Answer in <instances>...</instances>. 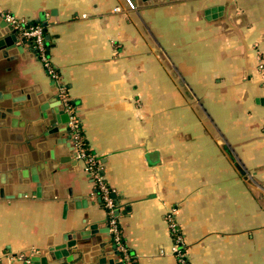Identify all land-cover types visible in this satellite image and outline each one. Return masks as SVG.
<instances>
[{
    "label": "crops",
    "instance_id": "1",
    "mask_svg": "<svg viewBox=\"0 0 264 264\" xmlns=\"http://www.w3.org/2000/svg\"><path fill=\"white\" fill-rule=\"evenodd\" d=\"M1 13L42 28L57 78L18 32L0 52V264H122L67 123L46 131L59 92L133 264H177L171 211L189 264H264V0H0Z\"/></svg>",
    "mask_w": 264,
    "mask_h": 264
},
{
    "label": "built area",
    "instance_id": "2",
    "mask_svg": "<svg viewBox=\"0 0 264 264\" xmlns=\"http://www.w3.org/2000/svg\"><path fill=\"white\" fill-rule=\"evenodd\" d=\"M81 17L83 19H86L88 16L82 15ZM0 18L6 23L10 24L12 28L19 33L21 38L28 42H31V48L34 51L35 56L42 65L43 69L47 72L49 77H51L52 79H56L57 74L52 69L48 53L46 52V42L44 39L42 28L39 25H25L22 22L17 21L10 14L6 13H1ZM258 59V68L263 72L264 59H262L260 55ZM59 96L62 99V105L65 114L68 116L67 129L74 158L77 161L83 162L84 171L92 178V181L98 190L100 198L103 202V206L106 210L108 219V233L116 248L120 261L122 262V264H133L132 258L129 256L127 250L122 244L121 231L117 224L116 204L114 202L112 191L103 182V178L100 175L98 161L89 152L88 147L83 140L79 121L76 115V110L71 106L69 100L67 99L65 94H63V92H59ZM167 223L173 240L171 253L175 257L177 264H189L187 260L186 250L183 246V237L177 227L175 211H171L167 215Z\"/></svg>",
    "mask_w": 264,
    "mask_h": 264
},
{
    "label": "water",
    "instance_id": "3",
    "mask_svg": "<svg viewBox=\"0 0 264 264\" xmlns=\"http://www.w3.org/2000/svg\"><path fill=\"white\" fill-rule=\"evenodd\" d=\"M146 1V0H142ZM205 19L206 20H211L216 18L217 16H221L222 14V8L221 7H213L205 11ZM0 28L1 29H6L7 34L1 35L0 34V52L1 56L6 58L8 57L7 52L13 48L16 47V43L18 42V37H17V31L12 28V26L5 21L0 22ZM45 40H48V37H45ZM2 95V94H0ZM4 98H8V95H2ZM11 97V96H10ZM12 103L19 102L20 100H11ZM48 128L46 131L48 132L49 135L56 134L58 131L59 132H64L66 129L63 128L62 131L58 128L64 127V125L68 122V116L64 113L63 110L55 112L54 115L50 116L48 118ZM62 143V142H57V144ZM69 151L72 152V146H70ZM65 161H68V158H64L62 160H59V162L63 163ZM32 172V182L37 185V192L36 196H38V179L34 175V170H31ZM84 205V203L82 202ZM87 235V232H82L81 235L80 233H74L70 235H66L63 237V244L56 249L50 250L49 253L51 255L52 260H59L61 257H66L67 254V249L70 248L71 246L74 245L75 241H78L80 239V236H85ZM26 264H48L46 261V258L43 256H40L38 254H30L29 256L25 257Z\"/></svg>",
    "mask_w": 264,
    "mask_h": 264
},
{
    "label": "trees",
    "instance_id": "4",
    "mask_svg": "<svg viewBox=\"0 0 264 264\" xmlns=\"http://www.w3.org/2000/svg\"><path fill=\"white\" fill-rule=\"evenodd\" d=\"M36 24L35 23H30L28 26H35ZM42 32H43V30H42ZM43 35H44V33H43ZM28 44L31 46V42H28ZM46 52L48 53V46H47V44H46ZM83 137V136H82ZM85 142V141H84ZM86 144V143H85Z\"/></svg>",
    "mask_w": 264,
    "mask_h": 264
}]
</instances>
